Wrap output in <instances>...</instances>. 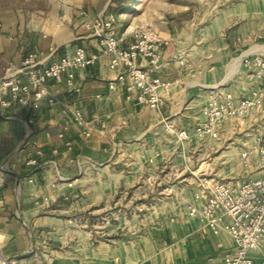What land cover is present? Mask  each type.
I'll list each match as a JSON object with an SVG mask.
<instances>
[{
	"label": "crops",
	"instance_id": "crops-1",
	"mask_svg": "<svg viewBox=\"0 0 264 264\" xmlns=\"http://www.w3.org/2000/svg\"><path fill=\"white\" fill-rule=\"evenodd\" d=\"M118 3L0 0V80L33 53L45 64L79 47L101 54L95 23L110 16L118 35L130 41L133 27L121 24ZM159 34L167 44L156 76L169 83L160 89V110L139 103L127 86L111 90L119 72L109 69L103 55L75 71L73 87L68 73L61 82L50 80L53 103L44 101L38 109L0 107V264H224L235 250L228 233L215 235L189 215L199 190L192 195L178 185L194 163L191 153L201 157L206 148L202 139L181 141L176 132H194L204 121L206 89L234 80L239 67L209 86L206 75L201 79L179 54V39ZM241 35L240 28L231 27L227 38L235 46ZM251 54L237 58L240 67ZM128 197L145 217L141 222L133 225L121 217L115 225L96 224L97 213L113 205L121 212ZM45 198L51 206L37 204ZM132 230L145 234L130 241ZM100 232L119 238L98 240ZM250 257L252 264H264L263 252Z\"/></svg>",
	"mask_w": 264,
	"mask_h": 264
},
{
	"label": "built area",
	"instance_id": "built-area-1",
	"mask_svg": "<svg viewBox=\"0 0 264 264\" xmlns=\"http://www.w3.org/2000/svg\"><path fill=\"white\" fill-rule=\"evenodd\" d=\"M95 28L101 54H89L85 48L79 47L73 54L45 64L37 53H33L18 70L8 69L0 80V107L6 109L18 104L27 109H38L44 101L53 103L48 91L50 80L61 82L63 75L68 73V84L73 87L75 71L96 64L103 55L108 60L109 69L119 72L110 83L111 90L118 85L127 86L129 92L137 93L139 103L160 110L163 105L160 89L167 88L169 83L156 74L161 68L162 51L167 42L153 27L133 29L131 40L127 41L118 35L114 16L98 20ZM243 65L250 71L254 84L248 95L235 98L231 94L213 93L202 109L204 121L195 127L193 133L187 130L176 132L179 140L194 137L219 139L224 122L231 119L244 121L264 111V54L246 56ZM76 119L84 125L80 115ZM260 119L253 128V149L264 168V114ZM168 128L174 131L172 126ZM242 158L249 162L251 152L243 151ZM195 201L201 205L191 204L189 215L198 217L215 235L225 231L235 244V250L225 255L224 264H252V252L264 253V176L239 185L220 180L204 182ZM37 204L49 207L52 202L45 198Z\"/></svg>",
	"mask_w": 264,
	"mask_h": 264
},
{
	"label": "rangeland",
	"instance_id": "rangeland-1",
	"mask_svg": "<svg viewBox=\"0 0 264 264\" xmlns=\"http://www.w3.org/2000/svg\"><path fill=\"white\" fill-rule=\"evenodd\" d=\"M118 4L117 12L121 24L126 28L154 27L167 37L178 38L179 54L183 59L185 57L188 66L193 65L202 73L201 79L206 75L209 86L229 77L233 71L232 64L236 60L235 67L239 61L237 58L243 53L264 51V47H257L264 46V0H119ZM231 27H238L242 31L241 40L235 46L227 38ZM234 76V80L231 79L215 89H206L207 101L213 93L231 94L235 98L248 95L254 85L250 71L244 65H239ZM263 114L264 111L257 112L244 121L228 120L222 125L219 139L202 140L201 143L206 149L201 157L198 152L191 153L194 163L189 172H185V168L182 176L185 180L178 185V190H185L193 195L200 191L204 182L220 180L239 185L263 177L264 168L253 149V128ZM245 150H249L252 155L247 163L242 158ZM156 188L165 190L162 185H156ZM136 206V201L132 203L128 197L121 212L114 209L113 205L112 209L97 213L96 224L115 225L122 217L127 223L135 225L145 218L140 215L139 210L134 209ZM84 218H89V215ZM99 229L102 231V228ZM144 232L132 230L126 237L132 241L145 234ZM97 236L98 240L119 238L117 235L108 236L102 232L97 233Z\"/></svg>",
	"mask_w": 264,
	"mask_h": 264
},
{
	"label": "bare ground",
	"instance_id": "bare-ground-1",
	"mask_svg": "<svg viewBox=\"0 0 264 264\" xmlns=\"http://www.w3.org/2000/svg\"><path fill=\"white\" fill-rule=\"evenodd\" d=\"M238 67H239V61L236 62V66L234 67V70L233 71L234 72L237 71Z\"/></svg>",
	"mask_w": 264,
	"mask_h": 264
}]
</instances>
